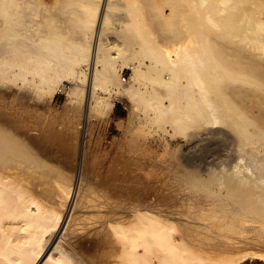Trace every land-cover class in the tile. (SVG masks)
<instances>
[{"label":"bare ground","instance_id":"6f19581e","mask_svg":"<svg viewBox=\"0 0 264 264\" xmlns=\"http://www.w3.org/2000/svg\"><path fill=\"white\" fill-rule=\"evenodd\" d=\"M62 83V109H40ZM120 96L127 125L104 166L94 117ZM147 122L186 140L185 165L213 139L234 154L185 168L151 149ZM85 191L106 204L97 261L70 231ZM48 251L45 264H264V0H0V264Z\"/></svg>","mask_w":264,"mask_h":264},{"label":"rangeland","instance_id":"374dc122","mask_svg":"<svg viewBox=\"0 0 264 264\" xmlns=\"http://www.w3.org/2000/svg\"><path fill=\"white\" fill-rule=\"evenodd\" d=\"M116 27H117V25H116ZM132 76H133V71H132V69H129V68H125L121 73V77H122L121 79H123V77H125L126 80H128ZM66 87H67V84L62 83L60 90H58V92L55 93L52 97L48 94L47 95L45 94L44 97H46V98L43 100V102H37L38 105L41 106L40 109H44L46 99H48V98H51V102L53 103L55 108H58L59 110L62 109V107H63L62 104L64 105L65 101H67V99H68V96L66 95V90H65ZM37 103L36 102L33 103V101H28V105H33V104L37 105ZM130 107H131V102L125 96H120L118 98V100L114 101V108L108 115H99L98 117H94L95 118L94 122L96 123V124L94 123L95 124L94 136H95L96 140L98 141L97 143H99V147L102 149V153L104 154L103 155L104 158L102 157L103 159L101 162V163H104V164H102L104 166H106L107 162H108V156H109L108 153L109 154H111L112 152L114 153V151L116 150V149H114L115 144L113 143V141H115V139L117 137H120L122 132H123V129L121 126H119L118 121L121 120L123 125H125V126L127 125L125 123V122H127V114L126 113L128 112V109ZM146 126H148V129L150 128V133H152L151 136L149 135V137L147 139V144L151 147V149L156 151L160 155L164 154V156L169 157V158H170V156H172L171 160L173 163L176 162V160H177L178 161L177 163L179 165L184 166L185 168H190V169L194 168V166L192 167V163H193V165L198 163L197 165L199 167H201V166H203V167L204 166H206V167L207 166L217 167L218 163H220V162L225 163V161H228L229 157L226 156L228 153L234 154V152L232 151V147H231L232 145L229 142L221 141L220 143H218V147L220 148V150H219V148L217 150L216 139H213L214 142L209 141V142H205V144H204V142H202L203 144L201 143V146H199L201 148H198L197 150H195L193 152V154H195V155L197 154L195 161L192 162L191 165L190 164L185 165L184 162L186 163V160H184V158L180 157V156H183L182 153L185 152L186 140L184 138H182L181 136H173L171 134L172 131L170 130L169 127H168V132H163L160 129H157V127H152L149 122L146 123ZM194 143L195 142H193L192 144H194ZM211 146H213V147H211ZM203 150H205V153ZM171 152H173L172 153L173 155L171 154ZM113 153L111 155H113ZM166 153H167V155H166ZM168 154L169 155L171 154V155L169 156ZM182 158H183V160H182ZM105 159H106V162H103V161H105ZM197 159H199V160H197ZM197 165L195 167H198ZM160 174H161L160 176H164L162 174V172H160ZM94 192L96 193V188H95ZM86 194H88V195H86ZM84 196H85V198H84ZM84 196H83L84 200H82L84 203L82 202V205L80 207L82 210L80 209L81 211H79L78 213L76 212L74 214L72 221L75 224L72 223L73 225H71L70 231L73 230V232L72 231L71 232L73 233L72 236L75 237V238H73V241L75 239L74 244L76 243V245L79 246L81 251H84L86 254L88 253L89 254L88 257L91 256V258H90L91 260H92V258H94L92 256H95L98 260H101L103 258V256L105 255L104 251L106 249L105 245H103L104 244L103 243L104 242L103 241L104 240L103 239L104 238V234H103L104 231L102 228L103 227L102 218H103V216H105L104 214H106V212H104L105 211L104 206H106V204L104 203V200L99 201V197L92 199L93 201L91 202L92 203L91 204L90 203L91 200L89 201V199L93 195H91V193H89V192L84 193ZM86 201H88V202L86 203ZM87 204H89V205H87ZM87 206L88 207L90 206L91 208L89 207V209H87L88 208ZM84 209L86 210V212ZM69 215L70 214H67V216H66V223H67V220H69V218H70ZM81 215H83L82 216L83 218L81 217ZM75 216L78 219H76ZM70 222H71V220H70ZM63 226H62V228H63ZM79 226H80V228H79ZM61 231H63V229H61ZM91 231H92V233H91ZM89 236H90V239H89ZM65 238L66 237H64V239ZM56 240H54V243L56 242ZM54 243H53V245H54ZM85 249L88 252H86ZM50 251L43 254L42 257L37 261L36 264H45ZM101 256H102V258H101ZM96 258H94L92 261H97Z\"/></svg>","mask_w":264,"mask_h":264}]
</instances>
